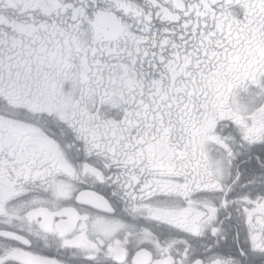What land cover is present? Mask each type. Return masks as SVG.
Masks as SVG:
<instances>
[{
  "label": "snow or ice",
  "instance_id": "snow-or-ice-1",
  "mask_svg": "<svg viewBox=\"0 0 264 264\" xmlns=\"http://www.w3.org/2000/svg\"><path fill=\"white\" fill-rule=\"evenodd\" d=\"M0 264H264V0H0Z\"/></svg>",
  "mask_w": 264,
  "mask_h": 264
}]
</instances>
